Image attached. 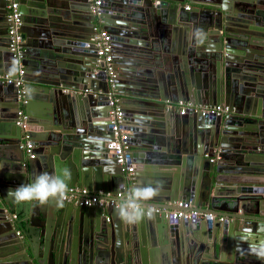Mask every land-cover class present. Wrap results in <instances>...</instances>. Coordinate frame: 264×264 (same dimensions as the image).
Masks as SVG:
<instances>
[{
    "label": "water",
    "instance_id": "95a60500",
    "mask_svg": "<svg viewBox=\"0 0 264 264\" xmlns=\"http://www.w3.org/2000/svg\"><path fill=\"white\" fill-rule=\"evenodd\" d=\"M18 3L20 77L0 0V76L25 89L19 99L14 83L0 81V264H264L249 251L264 240V0H103L98 12L89 0ZM100 25L111 37L132 174L114 156L93 39ZM178 101L225 105L229 114L167 109ZM65 169L67 190L120 193L122 204L134 187L160 185L145 208L185 202L215 219L171 222L165 211H141L127 223L116 207L8 196Z\"/></svg>",
    "mask_w": 264,
    "mask_h": 264
},
{
    "label": "built area",
    "instance_id": "2783aa9c",
    "mask_svg": "<svg viewBox=\"0 0 264 264\" xmlns=\"http://www.w3.org/2000/svg\"><path fill=\"white\" fill-rule=\"evenodd\" d=\"M7 3V24H8V39H9V51L12 54L13 61L18 64V74L19 77L24 75V67L22 66V59L24 58V37L21 33V28L23 26L21 20V13L19 11L18 0H5ZM92 4V9L95 12H98V7L102 5L103 0H89ZM189 9V7H186ZM94 41L96 43L97 57L98 62L103 64V71L106 74V81L108 84V93L109 96V106L111 110L108 114V121L111 124V129L113 132L114 140L116 143V148L114 151V156L118 165L123 166L125 170L132 174L133 168L130 166V156L128 153L127 137L122 130V116L123 113L119 108L120 96L116 92L115 79L117 75V69L113 62L112 57V46H111V37L107 30L98 29L94 35ZM0 81L4 84L14 83L17 87L19 99L25 93L23 88V81L20 78L15 80L11 79L8 74L0 76ZM65 93H76L71 90H64ZM89 90H85L83 93L87 94ZM194 108V112H200L202 115H223L228 116L229 109L225 105H204V106H194L191 102L178 101L177 103H168L167 109L173 110L180 115H184L188 109ZM19 121L17 125L26 127L24 123V112L21 109L18 111ZM26 152L29 156L31 151V145L27 142L25 144ZM122 199V195L119 193L117 195H111L110 193L103 194L102 192L97 194H91L85 189H69L67 190L66 195L63 200L67 202H73L79 207H96V208H108L116 207L119 208L121 203L119 202ZM173 210H163L158 207L145 208L142 207L140 211H145L148 216L151 213L160 214L162 211H165L166 217L171 222L177 221H190V220H208L213 221L215 216L211 213L203 212L192 208L190 204L185 202H175L173 204ZM108 220V219H107ZM220 221H224V218H219Z\"/></svg>",
    "mask_w": 264,
    "mask_h": 264
},
{
    "label": "clouds",
    "instance_id": "9594fccd",
    "mask_svg": "<svg viewBox=\"0 0 264 264\" xmlns=\"http://www.w3.org/2000/svg\"><path fill=\"white\" fill-rule=\"evenodd\" d=\"M196 33L201 38L204 35L202 29H197ZM70 175V171L67 169L54 173L42 172L35 176L31 183H23L10 190L8 196L17 204L37 202L43 205L50 200H55L58 205H62L63 198L67 193ZM160 187V185L134 187L128 199L117 209L119 217L127 223H134L140 219L145 215L144 212L140 211L144 207L141 202L154 198ZM249 251L258 259L264 260V240H261L258 244H250Z\"/></svg>",
    "mask_w": 264,
    "mask_h": 264
},
{
    "label": "flooded vegetation",
    "instance_id": "af4514ba",
    "mask_svg": "<svg viewBox=\"0 0 264 264\" xmlns=\"http://www.w3.org/2000/svg\"><path fill=\"white\" fill-rule=\"evenodd\" d=\"M186 7H189V9H186ZM193 7H190V4H185V9L186 10H191ZM21 233L17 232V235H20Z\"/></svg>",
    "mask_w": 264,
    "mask_h": 264
},
{
    "label": "crops",
    "instance_id": "0c3cea01",
    "mask_svg": "<svg viewBox=\"0 0 264 264\" xmlns=\"http://www.w3.org/2000/svg\"><path fill=\"white\" fill-rule=\"evenodd\" d=\"M190 7H194V6H192V5L190 4ZM100 29H102V28H101V25H100ZM145 205H146V204H145Z\"/></svg>",
    "mask_w": 264,
    "mask_h": 264
}]
</instances>
